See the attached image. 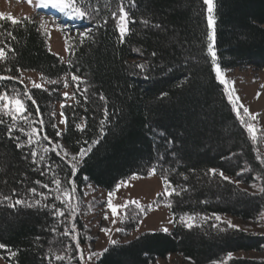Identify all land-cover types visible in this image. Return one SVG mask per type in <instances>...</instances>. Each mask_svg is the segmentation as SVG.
Listing matches in <instances>:
<instances>
[{
  "label": "trees",
  "instance_id": "trees-1",
  "mask_svg": "<svg viewBox=\"0 0 264 264\" xmlns=\"http://www.w3.org/2000/svg\"><path fill=\"white\" fill-rule=\"evenodd\" d=\"M79 4L89 13L84 19L49 9L64 29L73 32L66 39L64 60L48 49L37 22L22 18V23L12 25L0 20V47L14 49L6 63L0 62V75L15 78L0 81V91L16 89L23 96L27 89L36 101L34 105L23 97L27 117L41 129L35 138L39 143L28 146L29 125L19 122L25 131L14 130L9 138L11 118L0 112V244L6 246L0 248V258L7 264H91L83 251L87 242L83 187L91 184L110 191L118 182L155 168L162 184L166 176L178 193L164 195L170 229L115 242L94 264H152L173 253L194 264H264L243 258L225 261L235 251L260 250L264 236L227 228L213 217L229 214L253 221L264 212V128L253 142L233 111L224 84L217 80L207 53L203 0H79ZM121 4L129 21L123 39L118 31ZM214 19L220 70L264 67V0H214ZM82 32L90 35L82 38ZM25 72L40 75L45 87H28L21 77ZM73 75L79 82L72 80ZM52 80L57 83H49ZM65 89L71 98L64 97ZM63 101L67 122L60 132L53 113ZM37 105L42 116L36 114ZM45 133L56 146L61 142L71 153L80 155L84 149L85 154L72 164L62 151L50 150L43 153V162L37 157L34 164L33 149L42 153L44 147H52L42 139ZM18 143L24 147L18 148ZM54 178L65 189L75 187L74 215L56 200ZM73 179L74 185L69 183ZM36 181L51 186L48 199L29 191L49 193ZM238 183H258L260 191L249 192ZM17 199L24 203L15 205ZM53 204L65 215H54ZM188 215L195 216L190 229L181 219ZM137 217L139 212L122 222L123 236L137 227ZM66 229L69 235L64 234ZM53 253L64 259H50Z\"/></svg>",
  "mask_w": 264,
  "mask_h": 264
},
{
  "label": "rangeland",
  "instance_id": "rangeland-1",
  "mask_svg": "<svg viewBox=\"0 0 264 264\" xmlns=\"http://www.w3.org/2000/svg\"><path fill=\"white\" fill-rule=\"evenodd\" d=\"M0 13L4 16L11 15L19 20L27 18L38 23L39 27L45 34V41L48 49L62 60L67 57L66 39L72 35V31L63 28V25L58 22L56 15L44 14L38 11L37 0H0ZM43 25V26H42ZM222 75L228 81L224 85L227 92H230L233 97H238V105H242L249 110L251 114H257L256 120L251 121L257 128H264V67L259 70L251 68H235L232 70H221ZM28 87H33V83L41 84L45 87L40 75L34 72H25L21 76ZM64 93H68L65 89ZM71 98V97H68ZM69 100V99H68ZM65 101L57 103L54 109V117L60 132L64 129V124L61 120V104ZM242 109V108H241ZM243 110V109H242ZM59 148L63 149V154L67 152V158L72 164L78 162L80 155H75L67 150L63 143L58 144ZM75 157V160L73 159ZM171 158H173L171 156ZM145 175H133L120 182L113 190L105 191L91 184H87L82 189L83 203L85 204L84 222L86 225L87 242L83 251L85 259L94 264V259L108 247L120 241H128L139 236L141 232L154 230H169L171 217L164 203V187L160 178L154 173ZM239 187L253 193L260 191L258 183L246 186L238 183ZM112 196L109 197V193ZM159 194V195H158ZM111 199L113 205H125L127 208H120L119 214L115 217L111 209L108 207V201ZM132 201L139 203L140 208L137 209ZM139 212L137 227L128 232L126 236L122 235V222L128 217H135ZM214 220L217 223L224 224L227 228L244 231L257 236H264V212H261L253 221H244L233 217L229 214H219L220 219ZM107 217V218H105ZM115 221V222H113ZM229 222L238 227H229ZM106 230V231H105ZM95 255H92V254ZM91 259L89 260V256ZM232 258L252 259L264 262V246L258 251H235L229 253L225 261ZM0 264H7L0 258ZM152 264H194L187 258L179 254H169L164 258H158Z\"/></svg>",
  "mask_w": 264,
  "mask_h": 264
},
{
  "label": "snow or ice",
  "instance_id": "snow-or-ice-1",
  "mask_svg": "<svg viewBox=\"0 0 264 264\" xmlns=\"http://www.w3.org/2000/svg\"><path fill=\"white\" fill-rule=\"evenodd\" d=\"M29 2H31V0H29ZM203 4L206 5V20H207V40L209 41V43L207 44V53L211 55L212 58V64H213V69L216 73V77L217 80L224 85L228 84V81L225 79V77L222 75L221 70L219 68V66L217 65L216 61H217V57H216V53L214 51V31H215V19H214V0H203ZM37 7L39 8H53V9H57L60 13L63 14H67V15H71L73 18H79V19H84L85 17H87L89 15V13L84 10L83 6L79 4V0H37ZM113 18H117V13L113 12ZM27 19V18H25ZM0 20H7L9 21L12 25H17L22 23V21L15 19L14 17H12L11 15L8 16H4L3 13H0ZM128 13L126 12L125 8L123 7V5L121 4L120 8H119V24H118V31L121 35V38L123 39L124 35L127 33L128 29H127V23H128ZM106 23V22H105ZM146 23V21H145ZM43 26V25H42ZM10 36L12 35V33H8ZM82 38L87 37L88 35H90V33L87 32H82L79 34ZM14 51V49L8 48L5 49L4 47H0V62H7L8 60V55ZM153 55H155V53H153ZM137 67H143V65H137ZM8 71L10 72L11 69H8ZM17 71H19V69H17ZM15 79L12 76H5V75H0V81L3 80H12ZM79 77L73 75L72 76V80L73 81H77L79 82ZM49 83L55 84L57 83V81H49ZM67 83H65V87H67ZM33 87L35 88H41L42 85L38 84V83H33ZM227 92V89H226ZM228 94V99L229 102L232 104L233 107V111L236 112L237 118L240 119L241 124L244 125L246 127V131L249 133L250 139L255 142L257 139V132L259 131V129H257L253 123L248 122V120L251 121H255L256 120V115L257 114H251L249 113V110L246 107H243L242 105H238V97H233V95L230 92H227ZM65 98H67L69 96L68 93H64L63 94ZM27 97L28 100L32 101V103L35 105L36 101L35 99L31 96V94L27 91V89L24 90L23 92V96L21 95L20 92L16 91V89H4L3 91H0V112H2V114L4 116H8L11 118L12 121V126L8 128V136L9 138H11L12 133L14 130H20L22 132L25 131V129L23 128H19V122L23 121L24 123L28 124L30 127V131L26 132L27 135V143L28 146H31L33 143H39V139H35L37 137H39L40 135V131L41 129L37 128L34 126L33 122L30 121L27 117V106L25 104V101L23 99V97ZM101 99H104V97H101ZM66 107V105L61 104V120L60 123L61 124H65L67 122V118L64 115L63 109ZM243 109V116H241V111L240 109ZM106 111V109H105ZM38 116H42L43 114L39 112V107L37 105V113ZM53 115H55L53 113ZM245 117L247 119H245ZM0 123H3V120L0 119ZM39 123L41 125H43V121L40 120ZM103 123V121H102ZM53 128L56 127L55 124L52 125ZM78 128H80V125H77ZM60 135V132L57 131V136ZM43 140L48 141L50 145H52L51 148L49 147H44L42 150V153H38L35 149H33L31 151V156L33 158L32 162L35 164L37 162V157H39V160L41 162H43L45 160V155L43 153H47L50 150L57 152V154H59L60 151H63L62 148H59L58 146L55 145L54 141H51L50 138L47 136V134L45 133L42 137ZM18 148L24 147L23 144L18 143L17 144ZM85 154L84 149H81V157ZM64 156L67 157V152H64ZM73 159L75 160V157H73ZM259 159V157H258ZM262 163H264V161H262ZM76 167L75 165H72V173L73 176H75L76 174ZM210 173L212 175L216 174V170L215 169H210L209 170ZM155 173V168H153L151 170V172L149 173L154 174ZM41 175H44V172H41ZM220 175L222 176L223 179L228 180L229 178L223 175V172L220 173ZM162 181L164 184V195L166 196H171L173 194H178L176 193V189L175 187L171 184V182L168 180V178L166 176L162 177ZM36 184H40L42 188L45 189H49V193L45 194V193H38L36 188H31L29 191H31V193L35 196V195H40L43 199H48L49 195L51 193V191H53V189L51 188V186L49 184L46 183H42L41 181H36ZM52 184L55 185V193H56V200L60 201L61 204H64L66 208L69 209L71 214H75L76 209L75 207H73L72 205V201L77 199L75 196V192L76 189L75 187L71 188V189H65L62 186V182L59 179H53ZM70 184L75 183L74 179L69 181ZM117 188H119V185H117ZM261 191H264V188L261 189ZM13 195H16L15 191H13ZM159 195V194H158ZM112 196V193H109V197ZM5 200L9 199V197H4ZM24 203L23 200L17 199L15 201V205L18 204H22ZM37 204L40 203V201H36ZM132 204H135L136 208L139 209L140 205L138 202L136 201H132ZM13 205V206H15ZM128 204L126 202L125 205H113L111 202V199H109L108 201V207L111 209L113 216L115 217L116 215L119 214V209L120 208H127ZM52 208L54 209V215L56 216H64L65 212L63 208H58L56 207L55 204L52 205ZM107 218V217H105ZM181 219L184 221L185 226L187 228H192L194 226V221H195V216L194 215H188L186 218L185 217H181ZM216 219L219 220L220 217L219 215L216 216ZM115 222V221H113ZM229 227H238L235 225H232L231 222H229ZM73 230H74V224H73ZM106 231V230H105ZM165 231H167V229H165ZM65 235H69V231L66 229L65 230ZM6 246L3 244H0V248H5ZM77 248L79 249V243L77 242ZM11 255H15V253H12ZM92 255H95L94 253ZM57 260V261H62L64 259V256L62 254H55L53 253L52 256H50L49 258H53ZM89 259H91V255L89 256ZM81 260H83V256L81 255Z\"/></svg>",
  "mask_w": 264,
  "mask_h": 264
}]
</instances>
